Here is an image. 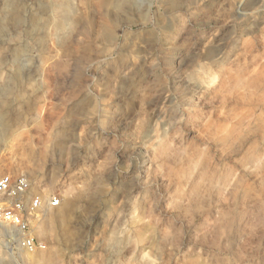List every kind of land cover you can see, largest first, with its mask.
Listing matches in <instances>:
<instances>
[{
    "label": "rangeland",
    "instance_id": "rangeland-1",
    "mask_svg": "<svg viewBox=\"0 0 264 264\" xmlns=\"http://www.w3.org/2000/svg\"><path fill=\"white\" fill-rule=\"evenodd\" d=\"M5 175L0 264H264V0H0Z\"/></svg>",
    "mask_w": 264,
    "mask_h": 264
},
{
    "label": "built area",
    "instance_id": "built-area-1",
    "mask_svg": "<svg viewBox=\"0 0 264 264\" xmlns=\"http://www.w3.org/2000/svg\"><path fill=\"white\" fill-rule=\"evenodd\" d=\"M40 205L39 196H30V183L25 177H0V225L13 229L18 244L31 252L44 248L34 242L27 220ZM59 205L60 200L57 197L48 201L49 208H57Z\"/></svg>",
    "mask_w": 264,
    "mask_h": 264
},
{
    "label": "bare ground",
    "instance_id": "bare-ground-1",
    "mask_svg": "<svg viewBox=\"0 0 264 264\" xmlns=\"http://www.w3.org/2000/svg\"><path fill=\"white\" fill-rule=\"evenodd\" d=\"M65 14H66V10H63V8H62V11L60 13V16L62 18V21H64V19H65Z\"/></svg>",
    "mask_w": 264,
    "mask_h": 264
}]
</instances>
